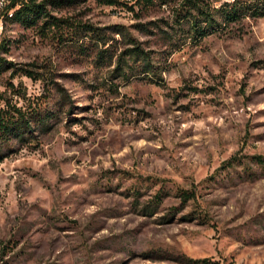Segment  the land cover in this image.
<instances>
[{
    "label": "rangeland",
    "instance_id": "1",
    "mask_svg": "<svg viewBox=\"0 0 264 264\" xmlns=\"http://www.w3.org/2000/svg\"><path fill=\"white\" fill-rule=\"evenodd\" d=\"M117 1L47 6L61 29L3 14L0 93L48 119L0 163V264H264V16L191 37L181 0ZM135 46L153 71L118 76Z\"/></svg>",
    "mask_w": 264,
    "mask_h": 264
},
{
    "label": "trees",
    "instance_id": "2",
    "mask_svg": "<svg viewBox=\"0 0 264 264\" xmlns=\"http://www.w3.org/2000/svg\"><path fill=\"white\" fill-rule=\"evenodd\" d=\"M101 4L114 5L117 0H96ZM161 3H166L168 0H160ZM217 1V2H216ZM219 0H181L179 9L176 11L175 23H187V35L191 37L197 35H205L212 33H228L233 27L231 24L240 22L245 18H258L264 16V0H231L218 2ZM73 0H12L9 9H12L10 17L5 16V20H11L21 23L25 26H33L39 21L42 23V30L46 29H61L63 25L68 23V20L62 17H57L50 14L47 6H61L72 3ZM154 0H135V4L144 7L154 4ZM43 19V20H42ZM69 26V25H68ZM85 35L90 34L96 42L105 45L106 38L102 33V28L93 26H83ZM116 33H120L116 31ZM61 34V33H60ZM62 37V36H61ZM3 49L4 44L0 45ZM97 61H108L112 58V52L109 47H101L98 49ZM108 59V60H107ZM139 62V63H138ZM138 64L143 73L153 71L150 64V56L148 53L135 46L125 50L117 60L115 74L122 75L127 78L125 68L132 71L134 66ZM11 63L0 57V69H8ZM17 71V70H15ZM21 72L27 77L39 79L33 71L21 69ZM12 91L14 85H12ZM14 93V92H11ZM25 99L24 93H18ZM0 163L18 149L14 142L19 146L30 145V142L35 139L33 133L37 125L45 124L48 119L40 108V105H18L16 102L5 94L0 93ZM18 146V147H19ZM250 159L258 164L264 163V156L253 155ZM235 158H231L226 163L231 166ZM159 197V196H158ZM181 205H185L190 199L195 197L193 191L182 190L179 192ZM179 209V208H175ZM189 264H219L218 261L209 258H199L188 260Z\"/></svg>",
    "mask_w": 264,
    "mask_h": 264
},
{
    "label": "built area",
    "instance_id": "3",
    "mask_svg": "<svg viewBox=\"0 0 264 264\" xmlns=\"http://www.w3.org/2000/svg\"><path fill=\"white\" fill-rule=\"evenodd\" d=\"M12 0H0V19L2 18L4 12L10 10L8 6Z\"/></svg>",
    "mask_w": 264,
    "mask_h": 264
},
{
    "label": "bare ground",
    "instance_id": "4",
    "mask_svg": "<svg viewBox=\"0 0 264 264\" xmlns=\"http://www.w3.org/2000/svg\"><path fill=\"white\" fill-rule=\"evenodd\" d=\"M8 13H9L10 16L12 15V13H11L10 10L4 12V14H8ZM7 16H8V15H7ZM2 18H3V16H2ZM2 18L0 19V27H1Z\"/></svg>",
    "mask_w": 264,
    "mask_h": 264
}]
</instances>
